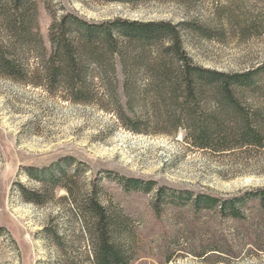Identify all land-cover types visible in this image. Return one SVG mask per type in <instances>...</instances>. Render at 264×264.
Here are the masks:
<instances>
[{
    "label": "rangeland",
    "instance_id": "rangeland-1",
    "mask_svg": "<svg viewBox=\"0 0 264 264\" xmlns=\"http://www.w3.org/2000/svg\"><path fill=\"white\" fill-rule=\"evenodd\" d=\"M44 1L38 2L37 20L47 48L54 18L72 12L94 22L194 21L213 33L211 38L183 34L197 64L234 72L264 63V27L241 32L221 20L226 13L242 20L260 14L264 0H200L191 6L149 1L136 7ZM59 167L71 179L73 196L63 187L66 178L53 188L45 183V171L56 179ZM96 177L101 203L130 223L131 240L119 241L131 248L127 264H264V216L257 208L238 220L189 207L157 209L155 190H126L116 180L154 181L167 195L188 190L236 197L264 187V150L219 156L194 149L180 131L132 133L111 112L0 76V264H93L97 235L89 220L76 214L74 200L89 196ZM29 191L43 203L26 200ZM217 247L222 254L211 251ZM203 251H208L206 259L199 257Z\"/></svg>",
    "mask_w": 264,
    "mask_h": 264
},
{
    "label": "trees",
    "instance_id": "trees-1",
    "mask_svg": "<svg viewBox=\"0 0 264 264\" xmlns=\"http://www.w3.org/2000/svg\"><path fill=\"white\" fill-rule=\"evenodd\" d=\"M91 1L136 7L149 1L191 6L200 0ZM38 2L46 1L0 0L1 77L41 88L74 104L111 112L132 133L176 135L180 131L194 149L219 156L264 150V63L234 72L197 64L185 47L183 34L211 38L213 33L194 21L115 18L94 22L72 12L54 18L48 28L47 48L38 27ZM226 14L222 23L234 24L241 32L264 27V11L243 20ZM55 170L60 171L56 179L48 177L51 170L45 171L46 185L53 188L66 178L68 184L63 187L73 196L69 176L60 167ZM27 173L33 176L32 169ZM98 180L94 178L91 193L80 203L73 198L76 214L89 220L97 235L93 264H127L131 248L119 241L131 240L126 227L130 223L101 203ZM116 180L126 190H155L157 209L189 207L196 213L212 212L238 220L246 217V210L257 208L264 216V187L220 198L188 190L167 195L154 181ZM23 196L43 203L36 192ZM211 251L223 253L219 247ZM207 253L203 251L199 257L206 259Z\"/></svg>",
    "mask_w": 264,
    "mask_h": 264
}]
</instances>
